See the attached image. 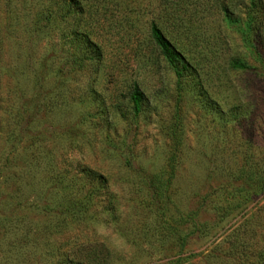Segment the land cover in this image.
Wrapping results in <instances>:
<instances>
[{
  "label": "rangeland",
  "instance_id": "obj_1",
  "mask_svg": "<svg viewBox=\"0 0 264 264\" xmlns=\"http://www.w3.org/2000/svg\"><path fill=\"white\" fill-rule=\"evenodd\" d=\"M202 2L178 83L161 0H0V264H264V0Z\"/></svg>",
  "mask_w": 264,
  "mask_h": 264
},
{
  "label": "trees",
  "instance_id": "obj_2",
  "mask_svg": "<svg viewBox=\"0 0 264 264\" xmlns=\"http://www.w3.org/2000/svg\"><path fill=\"white\" fill-rule=\"evenodd\" d=\"M72 1V0H70ZM164 4L162 12L164 15H168L173 21H169L173 26L171 29L163 27L164 15H158L154 20L149 23V32L154 43L160 50L161 54L165 57L167 62L174 70L175 77L178 83H181L184 75L189 73L192 69V65L189 60L184 56L182 50L178 49L172 41L167 37L171 32H181L188 34L191 30L189 28L193 14L190 11V7L194 4L195 0H161ZM180 1V4H179ZM204 11L209 9L212 2L211 0H202ZM251 7L259 6L261 0H248ZM182 9V10H181ZM222 11L226 14H230V10L227 7L222 8ZM87 46L92 49V52L97 58L101 57V53L97 46L88 41ZM233 69L248 70V67L244 64L233 61L231 63ZM143 100L142 92L135 86L130 92V102L132 109L135 113H138L141 108ZM94 182L97 184L100 178H95ZM101 184V183H100ZM94 188L93 186H91ZM79 200H74L72 206H77ZM70 264H106V260L103 257L102 249H98L97 246L90 244H82L77 249H71V255L68 257ZM76 259L79 261L76 262Z\"/></svg>",
  "mask_w": 264,
  "mask_h": 264
}]
</instances>
